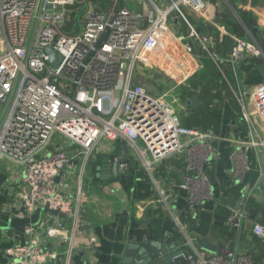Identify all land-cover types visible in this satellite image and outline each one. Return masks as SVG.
Listing matches in <instances>:
<instances>
[{
  "label": "built area",
  "instance_id": "2783aa9c",
  "mask_svg": "<svg viewBox=\"0 0 264 264\" xmlns=\"http://www.w3.org/2000/svg\"><path fill=\"white\" fill-rule=\"evenodd\" d=\"M164 1L162 7L155 0H0V159L23 168L10 204L20 218L30 219L41 209L43 221L56 233L43 238L35 224H27L26 243L6 251L7 264H72L90 166L118 142L122 150L111 162L120 164L127 147L129 161L119 168L136 161L157 187L165 213L167 170H179L180 179L168 185L185 193L189 205L212 199L210 171L219 138L181 125L178 110L167 99L177 86L155 96L135 83L136 68L152 44L186 39L174 34L173 18L185 9L201 15L208 9L206 0ZM82 9L81 31L75 35ZM187 35L222 63L207 47L215 43L214 35L201 36L194 29ZM49 48L62 57L57 67L48 63ZM254 54L261 55L255 43L237 38L231 62ZM250 96L264 119V82ZM239 102L252 136L239 142L245 150L233 153L234 177L242 181L249 171L246 150L264 147V139L257 141L248 104ZM46 206L58 214L44 211ZM250 221L246 209L227 218L237 237ZM252 233L264 240V225L254 223ZM187 245L194 246L191 241ZM189 253L192 264H260L249 253L233 250L208 257L194 249Z\"/></svg>",
  "mask_w": 264,
  "mask_h": 264
},
{
  "label": "crops",
  "instance_id": "0c3cea01",
  "mask_svg": "<svg viewBox=\"0 0 264 264\" xmlns=\"http://www.w3.org/2000/svg\"><path fill=\"white\" fill-rule=\"evenodd\" d=\"M155 1L162 7L166 5L164 0ZM206 2L208 9L202 15L185 9L182 16L177 14L173 18L170 27L174 34L186 39H165L163 46L152 44L136 68L135 83L144 86L155 96L177 86L172 102L174 106L178 105L175 108L180 114L181 125L201 131L200 126H191L192 119L203 121L201 111L208 107V96L220 94V98L214 101L220 114L215 124L205 131L213 132L219 138L214 142L215 157L210 171L212 199L199 205H189L185 193L170 190L168 185L180 179L179 170H167L169 175L162 185L169 192L164 202V205H169L167 214L157 202L160 198L157 187L146 179L136 161L127 168L130 170L127 175H119L118 181L110 183L102 179L98 176L101 173L99 167L103 168L104 175L114 179L113 170L104 169V165L120 152L122 144L118 142L90 166L85 185L86 212L76 238L78 253L74 255L72 264H121L130 243H160L167 232L171 234L169 243H176L179 249L188 246L189 252L194 249L207 257L233 250L249 253L257 262L264 264V240L252 233L254 223L264 225V147L246 150L249 171L242 181L235 179L233 168L234 151L245 150L239 142L249 141L252 137L249 125L242 118L240 99L248 104L260 137L257 141L264 139V119L255 109L250 96L264 82V0ZM240 11L252 13L249 21L253 30L250 31L241 21ZM191 29L201 36L212 34L216 37L215 43H208L207 47L217 55L222 62L220 65L201 48V53H197L190 46L193 42L187 38V34ZM237 32H243L242 36ZM237 38L255 43L261 55L254 54L233 65L231 53ZM187 88L191 89L192 96L197 95L200 101H205L206 107L196 109L188 105L187 101L192 96L186 93ZM98 161L100 164L95 167ZM8 162L11 161L0 159V264L8 263L6 251L10 247L26 243L24 227L27 224H35L43 238L46 234H56L43 221L44 212L41 209L30 219L18 217L15 207L10 204L11 192L15 182L22 177L23 168L18 170L16 168L21 166L15 165L17 167L14 168ZM135 163L138 167H135ZM137 170L143 176H139ZM162 179L157 177L160 184H163ZM249 193L250 208L245 203ZM245 209L250 212L251 221L245 224L237 237L230 232L227 218L233 211ZM160 215L165 222L171 220L173 223L171 228L163 226L161 235L156 229V219ZM175 229L180 240H173ZM189 241L194 245L192 249L187 245ZM204 243L220 246V249L211 251Z\"/></svg>",
  "mask_w": 264,
  "mask_h": 264
},
{
  "label": "water",
  "instance_id": "95a60500",
  "mask_svg": "<svg viewBox=\"0 0 264 264\" xmlns=\"http://www.w3.org/2000/svg\"><path fill=\"white\" fill-rule=\"evenodd\" d=\"M85 12V9H82L76 19H75V28L73 34H78L81 31V25L79 23V17ZM33 32V31H32ZM32 32L30 35V39L32 37ZM190 46L197 52L201 53L200 45L198 41H193ZM46 54L48 55V63L54 67H57L62 60V57L54 50V49H47ZM188 105H192L194 108H199L200 106L206 107L205 101H200L199 96L195 95L192 96L187 101ZM3 118L0 120V126L2 124ZM129 149L126 147L124 148V155L125 157L121 160L120 164L127 163ZM119 163H107L105 168L108 170H113L114 172V179H110V175H104L102 173L103 168L99 167L98 171L101 173L98 176L102 177L104 180H108L110 183L116 182L119 180V175H127L130 170H121ZM45 211L55 214H58V211H50L49 207H45ZM171 234L169 232L165 233V239L160 242H150V243H130L123 255L121 264H192V261L188 260L190 255L187 249H179L176 243H169V238ZM204 246L211 251H218L219 247L212 246L208 243H204Z\"/></svg>",
  "mask_w": 264,
  "mask_h": 264
},
{
  "label": "trees",
  "instance_id": "16d2710c",
  "mask_svg": "<svg viewBox=\"0 0 264 264\" xmlns=\"http://www.w3.org/2000/svg\"><path fill=\"white\" fill-rule=\"evenodd\" d=\"M103 7L104 6H106V4L105 3H103V5H102ZM242 12L243 11H240V12H238V14L240 15V17H241V21L246 25V27L251 31V30H253L254 29V27H253V25H252V22L251 21H249V19H250V17H249V15L246 13V11H245V13L244 14H242ZM248 16H247V15ZM240 36H242V34H243V32H237ZM193 86H195V84L193 85ZM224 88H225V86H224ZM191 89L190 88H187V90H186V93L188 94V95H190V96H192V93H191V91H190ZM204 93H206V91L204 90L203 91ZM189 96V97H190ZM218 98H220V94H212V95H209L208 96V107L205 109V110H202L201 111V114H202V116H203V121L202 120H200V121H198L196 118H193L192 119V122H191V126H194V127H198V126H200L201 128H202V130L203 131H208V128L211 126V125H213V124H215V120L218 118V116H219V111H218V107L214 104L215 102V99H218ZM184 125V124H183ZM185 126V125H184ZM189 127V126H188ZM100 164V161H98L97 163H96V165H95V167H97L98 165ZM104 169H107V168H105V165H104ZM108 170V169H107ZM138 175L140 176V175H142L143 176V173L141 172V173H138ZM252 202V201H251ZM252 204V203H251ZM249 208H250V205H249ZM158 214H160V213H158ZM156 222H157V226H156V229H157V231L159 232V234L161 235L162 234V227L164 226V227H172V225H173V223H172V221L171 220H169L168 222H165V220H163L162 219V215H160L159 216V219H156ZM171 230H173V229H171ZM176 230V234H174V238H173V240H180V235H179V233H178V230L177 229H175ZM258 261H259V259H257Z\"/></svg>",
  "mask_w": 264,
  "mask_h": 264
},
{
  "label": "rangeland",
  "instance_id": "374dc122",
  "mask_svg": "<svg viewBox=\"0 0 264 264\" xmlns=\"http://www.w3.org/2000/svg\"><path fill=\"white\" fill-rule=\"evenodd\" d=\"M244 13H245V12L243 11L242 14H244ZM246 13H247V12H246ZM247 14L249 15L250 18H252V13H251V12H250V13H247ZM247 14H246V15H247ZM248 15H247V16H248ZM244 35H245V32H244ZM174 98H175V94H172V95H170V96L167 98L168 101H169L172 105H174L173 102H172ZM175 106H176V108H177L178 105L175 104ZM177 110H178V109H177ZM8 163H9V162H8ZM11 163H12V164H11ZM9 164H10V166H13L14 168L17 167V166H15L16 164H15L14 162H10ZM136 166H137V164L135 163V167H136ZM138 166H139V165H138ZM138 166H137V167H138ZM16 169H18V170H22V167H21V168L17 167ZM137 172H139V170H137ZM139 173H141V172H139Z\"/></svg>",
  "mask_w": 264,
  "mask_h": 264
}]
</instances>
